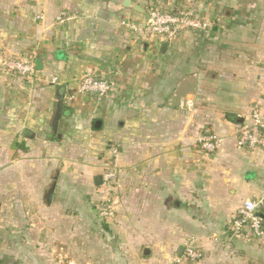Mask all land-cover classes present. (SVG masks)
Instances as JSON below:
<instances>
[{
  "label": "crops",
  "instance_id": "0c3cea01",
  "mask_svg": "<svg viewBox=\"0 0 264 264\" xmlns=\"http://www.w3.org/2000/svg\"><path fill=\"white\" fill-rule=\"evenodd\" d=\"M121 1L0 0V264H264V234L226 232L246 200L264 232V151L238 150L234 136L252 106L264 112V0H128L208 25L170 43L123 25L147 19ZM60 12L70 20L58 26ZM17 59L40 61L31 80L6 70ZM84 74L111 94H78ZM203 131L223 137L214 155L192 147ZM113 148L120 252L113 237L80 236ZM65 222L72 253L52 246Z\"/></svg>",
  "mask_w": 264,
  "mask_h": 264
},
{
  "label": "built area",
  "instance_id": "2783aa9c",
  "mask_svg": "<svg viewBox=\"0 0 264 264\" xmlns=\"http://www.w3.org/2000/svg\"><path fill=\"white\" fill-rule=\"evenodd\" d=\"M70 18L60 12L55 18V24L61 26L68 22ZM134 34L145 38H156L162 42H172L182 31H200L207 28V24L194 17L190 12L174 13L163 10L159 7H150L148 18L144 25L136 26L130 23H123ZM5 68L10 73H15L19 77L31 80L35 75V65L30 60H8ZM52 79V83H56ZM78 94L91 95L97 98L108 97L112 92L110 83L105 80L97 79L89 74H84L79 79ZM192 102L187 100L180 104V107L191 109ZM235 146L238 150H255L262 148L264 151V112L260 105H254L249 111L248 121L239 124L234 130ZM223 144V137L210 131H203L194 137L192 147L205 156L217 153ZM112 169L101 176L102 185L114 184L117 181V157L112 163ZM264 196V188H263ZM258 203L246 200L236 209L233 217L226 227V232L238 236L244 231H248L254 238H261L264 234L262 218L257 211ZM104 219L111 218L113 213L108 207L100 213ZM201 252L198 251L191 242L185 244L183 257L190 263L201 259Z\"/></svg>",
  "mask_w": 264,
  "mask_h": 264
},
{
  "label": "rangeland",
  "instance_id": "374dc122",
  "mask_svg": "<svg viewBox=\"0 0 264 264\" xmlns=\"http://www.w3.org/2000/svg\"><path fill=\"white\" fill-rule=\"evenodd\" d=\"M115 156L117 157V160H118L117 152L115 151V148H113V149H111V158L108 162V165L101 167L100 176L104 175L107 172V170L112 169L111 166H112L113 159ZM119 170H120V167L118 166V168H117V181L114 184L102 185L99 188V191H98V189H97V191L94 190V188L92 190H90L92 196L94 197V194H95V199H97V200L91 201L90 211H88L85 214V216L82 217V224H83V222H85L86 225L82 226L80 236L85 235L86 237L87 236H91L93 238L98 237V238L102 239L101 240L102 242H104L103 237H105V236L113 237L114 241H117V243L114 242V251L120 252V251H122L121 250L122 244L120 241H118V238L120 237V229L118 228V224L115 223V220H114L115 216H116L115 211H114V201H115L116 197L119 196V189H120V183L118 181ZM108 207L111 209L113 216L111 218L104 219L103 217L100 216V213L105 211ZM64 214H65L64 215L65 219L73 218V216H75L72 210H67ZM90 222H94V224H92ZM64 225H66V226L58 229L59 230L58 235L62 236L64 239L68 236L74 235L72 227H67L68 223H66V222ZM104 227H108V228L105 229ZM49 230H48L49 235H55V231L53 229L50 228ZM52 246H54L55 250H57L59 253H61V252L72 253L71 252L72 244H69L67 242V239H65L64 242L62 240H60L59 242L52 244ZM97 246H99V245H97ZM103 246H104V243H103ZM88 247H89V244L87 242L83 243V241H82L81 251H83V250L90 251L88 249ZM70 255H69V258L64 260L63 264H69V263L71 264L72 257H70ZM78 259H79V257H77V260ZM88 260H89V257H87V256L82 257L81 256L80 257V264H88ZM55 262L58 263L59 261L56 260Z\"/></svg>",
  "mask_w": 264,
  "mask_h": 264
},
{
  "label": "water",
  "instance_id": "95a60500",
  "mask_svg": "<svg viewBox=\"0 0 264 264\" xmlns=\"http://www.w3.org/2000/svg\"><path fill=\"white\" fill-rule=\"evenodd\" d=\"M119 7L120 8H127V9H132V10H134V11H136V12H139V13H141V14H143V15H145L146 16V19L148 18V14L143 10V9H141L138 5H134V4H132L130 1H128V0H123V1H121V2H117V6H116V8H118L119 9ZM40 61L39 60H37L36 61V68L37 69H39L40 68ZM57 113H56V122H58V119H59V116H60V111H61V106H62V97H61V95H58V97H57ZM238 123H241L242 121H241V119L240 120H238L237 121Z\"/></svg>",
  "mask_w": 264,
  "mask_h": 264
}]
</instances>
